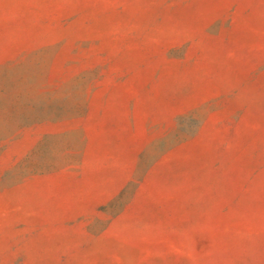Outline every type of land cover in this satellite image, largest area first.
<instances>
[{
    "label": "rangeland",
    "instance_id": "rangeland-1",
    "mask_svg": "<svg viewBox=\"0 0 264 264\" xmlns=\"http://www.w3.org/2000/svg\"><path fill=\"white\" fill-rule=\"evenodd\" d=\"M0 264H264V0H0Z\"/></svg>",
    "mask_w": 264,
    "mask_h": 264
}]
</instances>
